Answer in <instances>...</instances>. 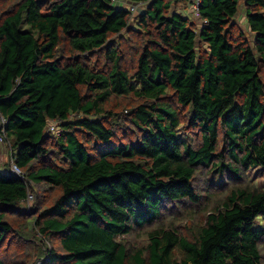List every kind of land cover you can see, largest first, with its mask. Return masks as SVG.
<instances>
[{
	"label": "trees",
	"instance_id": "1",
	"mask_svg": "<svg viewBox=\"0 0 264 264\" xmlns=\"http://www.w3.org/2000/svg\"><path fill=\"white\" fill-rule=\"evenodd\" d=\"M181 3L0 0L4 142L30 185L0 170V264H264V193L243 177L264 169V0H241L249 42L239 0H201L194 17ZM136 13L151 39L127 68L120 35ZM199 172L235 185L190 239L150 228L166 205L207 206Z\"/></svg>",
	"mask_w": 264,
	"mask_h": 264
},
{
	"label": "rangeland",
	"instance_id": "2",
	"mask_svg": "<svg viewBox=\"0 0 264 264\" xmlns=\"http://www.w3.org/2000/svg\"><path fill=\"white\" fill-rule=\"evenodd\" d=\"M242 3L241 0H239V6H238V12L236 17L233 20V23L244 33V37L249 42L251 40V36L249 34V31L247 30L244 20H243V14H242ZM176 10L179 12H183L185 15H188L190 12L189 6L183 5V3L176 5ZM139 13H136L134 16L132 22L129 24V26L133 27L134 30L126 32L123 31L120 35L122 39H120L121 44H119V51H121L122 59L127 68L132 67L134 63L135 56L133 55L135 49L136 51H139L140 48H136L137 46L141 47L145 43V38L151 39L150 36H147L145 32L143 33L141 29L139 28L140 32H138L136 29V16ZM195 25L197 23L195 20H192ZM23 30H27L26 28H23ZM150 37V38H149ZM202 49V47H201ZM102 59L98 58L97 65H101ZM259 79L263 85V95H264V68L262 67L259 69ZM122 104L119 101H115V103H111L108 108L110 111L119 113L120 112V106ZM178 117L180 121L186 122L187 114L185 112V109L178 108ZM55 123V122H53ZM49 123V131H55V124ZM119 123V122H118ZM120 124H122L120 122ZM52 127V128H50ZM185 128V126H184ZM185 130H188L185 128ZM195 144V139L191 141V145ZM5 147L0 145V170H6L7 166L9 164V159L7 158L8 155V146L9 144L4 142ZM210 174L208 172H199L198 174H195L192 183L193 187H195L197 190H199L200 194L203 195L207 199L205 202L207 203V206H203L200 204L199 206L192 205L187 202H180V204L177 205H166L162 209V215L157 223H155L150 228H156L161 227L162 229L166 230H174L179 236H184L187 239H190L192 230L195 229L197 226L202 224L203 220V211L208 210L210 205L217 202L218 200H222L225 196V193L229 189L230 186H234L235 184L230 181H225L222 179V182L224 185H222L220 188L216 187L214 185L209 186L210 184L206 182L207 179H209ZM244 182L250 186H253L255 189H258L264 193V169L261 167H253L245 171L244 173ZM239 183V182H238ZM203 191L201 192V190ZM40 192V189L36 190V193L38 194ZM29 193L30 190H29ZM32 194V193H31ZM42 194V193H41ZM39 194V195H41ZM56 196L55 192H50L46 196V202H48L49 199L54 198ZM37 197L35 194L34 198ZM202 197V198H203ZM42 201H44V197L42 196ZM46 202H44L46 204ZM35 203V199L33 202H28V204H25V207L27 208H33ZM39 210V209H38ZM149 228V229H150ZM148 228H143L139 230L132 231L129 235L124 237L123 242L125 243L126 247L130 250H134L137 248L143 247L147 242V236L146 233L149 231ZM264 255V252H262Z\"/></svg>",
	"mask_w": 264,
	"mask_h": 264
},
{
	"label": "built area",
	"instance_id": "3",
	"mask_svg": "<svg viewBox=\"0 0 264 264\" xmlns=\"http://www.w3.org/2000/svg\"><path fill=\"white\" fill-rule=\"evenodd\" d=\"M190 1H191V9L196 12L198 5H199L201 0H190ZM109 2L112 4H115V3L122 2V0H109ZM128 5H129L128 10L130 12H134L136 10V8L141 5V3L128 4ZM5 124H6L5 118L0 115V145H2L3 147H5V145H4V127H5ZM50 128H52V127H50ZM48 130H49V127H48ZM10 154L11 153L8 151L7 158L10 157ZM5 171L7 173L17 177L26 186V188L29 189L30 185H29V183H27L24 180L23 172L11 160H9V164H8L7 169ZM32 199H33V195L31 193H29V190H27L26 191V198H25L26 203L28 204V202H31Z\"/></svg>",
	"mask_w": 264,
	"mask_h": 264
},
{
	"label": "clouds",
	"instance_id": "4",
	"mask_svg": "<svg viewBox=\"0 0 264 264\" xmlns=\"http://www.w3.org/2000/svg\"><path fill=\"white\" fill-rule=\"evenodd\" d=\"M190 3H191V1H190ZM199 5H200V3H199ZM198 5V6H199ZM198 9V8H197ZM189 10H190V12L188 13V15L190 16V15H192V17H194L195 16V14H196V12L195 11H193L192 9H191V4L189 5ZM135 12V11H134ZM183 13V12H182ZM184 14V13H183ZM185 15V14H184ZM187 15V16H188ZM2 172H5L4 170H1Z\"/></svg>",
	"mask_w": 264,
	"mask_h": 264
}]
</instances>
